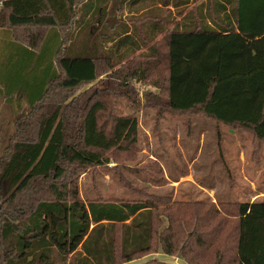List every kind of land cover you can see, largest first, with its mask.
Returning a JSON list of instances; mask_svg holds the SVG:
<instances>
[{"label": "trees", "instance_id": "1", "mask_svg": "<svg viewBox=\"0 0 264 264\" xmlns=\"http://www.w3.org/2000/svg\"><path fill=\"white\" fill-rule=\"evenodd\" d=\"M108 20L114 29L99 33ZM0 32L22 51L21 72L40 59L38 81L0 83L5 103L16 91L27 99L0 156V264H127L155 254L261 263L264 202H84L77 178L136 146L137 120L114 116L106 86L114 80L115 94L133 103V83L161 63L159 36L163 77L152 85L163 99L145 97L158 113L201 114L264 144V0H0ZM105 72L113 79L70 97Z\"/></svg>", "mask_w": 264, "mask_h": 264}, {"label": "rangeland", "instance_id": "2", "mask_svg": "<svg viewBox=\"0 0 264 264\" xmlns=\"http://www.w3.org/2000/svg\"><path fill=\"white\" fill-rule=\"evenodd\" d=\"M112 26L111 20L105 21L98 32L105 34ZM163 39L159 36L154 42L162 57L159 58L161 63L148 70L147 81L133 83L132 89L136 93L133 103L115 94L118 91L114 80L106 86L112 90L106 101L112 105L114 116L136 118L137 142L133 150L111 152L106 166L89 167L80 172L77 178L79 198L84 202L132 201L150 195L168 201L264 202V144L254 145L247 131L219 124L201 114L158 113L152 96L146 100L148 93L163 99V94L152 85L163 77ZM49 47L50 44L44 45L47 51ZM135 57L137 55L132 59L137 61ZM23 59L20 49L9 41L3 42L0 47V82L13 87L38 81L39 73L35 65L40 59H36L31 71L26 69L21 72ZM118 68L120 66L115 70ZM14 70L18 71L17 75ZM110 73L105 72L96 82L82 86L70 97L88 92L99 81L113 79ZM69 99L64 103H68ZM16 108V104H1L0 101V156L9 137L14 134L13 122L27 112V108ZM9 119L11 125L8 124ZM153 258L164 262L175 261L163 254ZM146 262L148 260L142 258L127 264ZM177 264L185 263L180 260ZM260 264H264V257Z\"/></svg>", "mask_w": 264, "mask_h": 264}, {"label": "crops", "instance_id": "3", "mask_svg": "<svg viewBox=\"0 0 264 264\" xmlns=\"http://www.w3.org/2000/svg\"><path fill=\"white\" fill-rule=\"evenodd\" d=\"M172 10V9H171ZM119 16V15H118ZM109 18H110V16H109ZM108 18V19H109ZM109 21V20H108ZM114 27H115V25H113L112 26V29H114ZM111 29V30H112ZM0 36H2V33L0 32ZM3 39L0 37V47H1V45L3 44V42H6V41H2ZM6 40V39H5ZM8 42V41H7ZM0 83H3V84H6V82H0ZM13 95H14V97H13V102H9V104H16V107L18 108V110L19 109H24V108H27V99H26V97L24 96V93L23 92H21V91H16V92H14L13 93ZM18 99V102L16 103L15 101ZM0 101H1V104L3 103V104H8L7 102L5 103V101L4 100H2L1 98H0ZM16 108V109H17ZM2 123V122H1ZM8 124L9 125H11V120L9 119L8 120ZM155 255H157V254H155ZM155 255H150V256H148V260L149 259H152L153 258V256H155ZM161 257H163V256H161ZM169 258H171V257H169ZM171 259H173V260H175V261H172V262H174V264H177L178 263V261H180L179 259H177V258H171ZM162 261V260H161ZM172 262H170V263H172Z\"/></svg>", "mask_w": 264, "mask_h": 264}]
</instances>
